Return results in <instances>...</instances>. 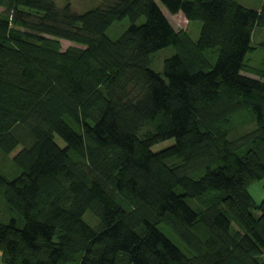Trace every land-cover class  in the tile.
Returning <instances> with one entry per match:
<instances>
[{"label":"trees","instance_id":"16d2710c","mask_svg":"<svg viewBox=\"0 0 264 264\" xmlns=\"http://www.w3.org/2000/svg\"><path fill=\"white\" fill-rule=\"evenodd\" d=\"M66 5L0 0L3 264H264V0Z\"/></svg>","mask_w":264,"mask_h":264},{"label":"rangeland","instance_id":"374dc122","mask_svg":"<svg viewBox=\"0 0 264 264\" xmlns=\"http://www.w3.org/2000/svg\"><path fill=\"white\" fill-rule=\"evenodd\" d=\"M99 2L100 0H54L55 4L59 7L67 6L66 4L70 5L71 10L75 11H84L93 4L95 5L96 2ZM240 4L252 7V8H259L262 4V0H237ZM159 6L163 10V12L166 14L167 18L169 19L172 26L178 30V29H186L188 33L190 34L191 38L196 39L199 35L201 22L198 20H190L187 21L186 17L181 13H169L165 7L159 3ZM144 20V16H141L138 19V22H141ZM130 23V20L128 17L122 18L121 20H115L113 24L107 29V34L111 38H116ZM264 37V31L260 29H256L253 35V43L255 45V49L252 51V53L248 52L246 55V62L249 64L248 66H257L261 59L264 57V47L261 46L260 41ZM73 44L70 41L67 40H61V47L65 48L68 45ZM174 52V47L172 45L164 46L158 50H156L151 55L150 60V66L156 70V71H162L163 66V60L165 57L171 55ZM244 74H247L249 76H255V73L250 70L243 71ZM174 142L173 138L165 139L155 145H153L152 149L157 150L162 147L168 146ZM264 182V178L257 179L252 181L248 185V191L251 193L253 198L256 202H261L264 200V190L262 188V183ZM84 219L86 221H90L92 223H95V219L92 217V215L87 212L84 214ZM166 234L173 239V241L180 246L181 249H183V246L177 240L174 236H171V234Z\"/></svg>","mask_w":264,"mask_h":264},{"label":"crops","instance_id":"0c3cea01","mask_svg":"<svg viewBox=\"0 0 264 264\" xmlns=\"http://www.w3.org/2000/svg\"><path fill=\"white\" fill-rule=\"evenodd\" d=\"M6 211V206L4 205V203H2V201L0 200V215L2 213V211ZM0 264H3V260H2V256H1V252H0Z\"/></svg>","mask_w":264,"mask_h":264}]
</instances>
